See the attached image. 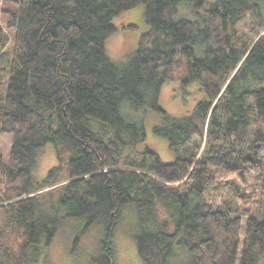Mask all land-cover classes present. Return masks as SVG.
<instances>
[{
	"label": "trees",
	"instance_id": "16d2710c",
	"mask_svg": "<svg viewBox=\"0 0 264 264\" xmlns=\"http://www.w3.org/2000/svg\"><path fill=\"white\" fill-rule=\"evenodd\" d=\"M145 6L124 62L113 19ZM179 4L197 20L177 19ZM200 85L176 118L162 86ZM264 0H5L0 8V264H29L69 221L96 228L93 264H116L124 218L143 264H257L264 256ZM140 109L161 114L150 148ZM56 164L32 178L38 151ZM254 212V213H253ZM94 226V227H93Z\"/></svg>",
	"mask_w": 264,
	"mask_h": 264
},
{
	"label": "rangeland",
	"instance_id": "374dc122",
	"mask_svg": "<svg viewBox=\"0 0 264 264\" xmlns=\"http://www.w3.org/2000/svg\"><path fill=\"white\" fill-rule=\"evenodd\" d=\"M0 0V8L4 7ZM145 6L137 5L126 10L113 19L116 30L105 40V53L111 62H124L137 48L140 36L147 29L144 20ZM177 19L197 20L198 16L191 6L179 4L176 9ZM264 86V82L260 85ZM200 85L196 82L183 86L178 81L166 82L160 92L159 106L169 115L176 118L188 116L196 103L202 100ZM142 119L146 138L139 145V150L146 147L153 150L164 163H171L176 155L168 147L165 139L153 134V127L161 123V114L151 109H140L131 115ZM12 136L9 133L0 134V154L6 159L10 149ZM56 164L53 147L47 144L38 151L36 167L32 178L36 182L44 179L50 168ZM254 213V212H253ZM124 218L116 233V264H143L136 255L133 239L125 232V227L131 219L130 212L124 210ZM94 227V226H93ZM83 228L79 221H69L64 225L48 246L39 248V255L31 258L29 264H93L92 258L96 255L95 239L98 236L96 228H90L88 233L75 242L77 233ZM257 264H264V256Z\"/></svg>",
	"mask_w": 264,
	"mask_h": 264
}]
</instances>
